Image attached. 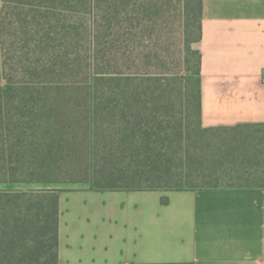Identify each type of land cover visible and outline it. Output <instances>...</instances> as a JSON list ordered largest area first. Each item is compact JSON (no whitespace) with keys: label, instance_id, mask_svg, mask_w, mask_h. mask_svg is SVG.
I'll return each mask as SVG.
<instances>
[{"label":"trees","instance_id":"trees-1","mask_svg":"<svg viewBox=\"0 0 264 264\" xmlns=\"http://www.w3.org/2000/svg\"><path fill=\"white\" fill-rule=\"evenodd\" d=\"M202 0H1L0 264H58L59 188H264V124L203 127ZM165 200V199H163Z\"/></svg>","mask_w":264,"mask_h":264},{"label":"crops","instance_id":"crops-1","mask_svg":"<svg viewBox=\"0 0 264 264\" xmlns=\"http://www.w3.org/2000/svg\"><path fill=\"white\" fill-rule=\"evenodd\" d=\"M193 47L201 125L264 124V0H202ZM11 187L60 189L58 264H264V188Z\"/></svg>","mask_w":264,"mask_h":264},{"label":"rangeland","instance_id":"rangeland-1","mask_svg":"<svg viewBox=\"0 0 264 264\" xmlns=\"http://www.w3.org/2000/svg\"><path fill=\"white\" fill-rule=\"evenodd\" d=\"M0 87H4V81H0ZM66 184H70V183H58V184H56V185H61V186H63V185H66ZM14 185H16V184H14Z\"/></svg>","mask_w":264,"mask_h":264}]
</instances>
